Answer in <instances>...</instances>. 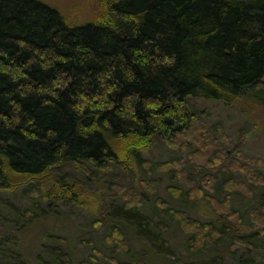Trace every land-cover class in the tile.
Wrapping results in <instances>:
<instances>
[{
    "label": "trees",
    "instance_id": "obj_1",
    "mask_svg": "<svg viewBox=\"0 0 264 264\" xmlns=\"http://www.w3.org/2000/svg\"><path fill=\"white\" fill-rule=\"evenodd\" d=\"M99 4L93 20L71 25L61 11L41 0H0V191L23 188L31 200L25 208L8 207L16 221L33 217L41 200L48 204L43 207L47 213L61 204L82 203L97 170L109 172L130 157L143 172L170 175L179 184L170 187L174 199L187 193L192 200L194 189L203 195L199 182L187 173L196 168L190 158L181 161V168L191 187L174 171L178 165L145 160L141 150L157 137L176 145L190 133H203L191 98L230 102L264 83V0ZM206 145L193 155L205 158L210 151ZM233 163L224 167L252 177L250 193L239 192L253 199L256 189L264 187V162L241 157ZM76 173L84 181L75 179ZM232 182L230 178L225 185L229 192ZM156 188L154 180L145 179L134 199L119 197L124 210H138L140 199L158 196ZM212 198L223 227L193 220L188 211L162 199L156 205L166 209L196 250L226 234H232L231 249L237 254L251 245L245 235L264 246V194L248 221L230 201ZM101 209L103 222L113 226L110 243L127 252L123 228L108 204ZM135 219L145 230L154 223L142 214ZM239 226L248 227L249 233ZM9 244H0V264H14L6 260L22 252ZM47 249V264H56L57 258L72 264L63 249Z\"/></svg>",
    "mask_w": 264,
    "mask_h": 264
},
{
    "label": "rangeland",
    "instance_id": "obj_2",
    "mask_svg": "<svg viewBox=\"0 0 264 264\" xmlns=\"http://www.w3.org/2000/svg\"><path fill=\"white\" fill-rule=\"evenodd\" d=\"M41 1L61 11L71 25H83L93 20L100 11V0ZM190 103L202 123L200 129L203 133L197 135L195 132V138L190 133L187 139L176 145L157 137L141 153L142 158L148 161L178 165L174 166L177 169L174 171L188 186L190 177L182 174L181 167L185 162L181 161L190 158L196 168L193 169L195 172L187 173L199 182L197 184L203 188V195L200 189H194L192 200H188L187 193L174 199L170 187L179 184L172 181L168 174L143 172L132 157L124 165H114L109 172L97 170L94 180L86 184L89 193L82 203L61 204L47 213L43 207L48 204L41 200V208L31 218L16 221L14 213L8 209L11 204L20 208L29 206L31 200L24 195L23 188L18 191H0V244L9 241L10 246L19 247L22 251L6 261L14 264H47L50 251L47 248L57 247L70 254L72 264H122L130 261L137 264H263L264 246L259 239L249 235L243 237L250 238L248 241L251 245L238 254L231 249L232 234H226L215 243L206 242L199 250L190 247L188 235L156 202L162 199L174 208L188 211V217L193 220L223 227L209 199L213 197L218 202L230 201L233 209L245 217L244 221L249 220L251 210L262 204L264 187L256 189L253 199L245 198L240 192L250 193L252 177L248 178L245 172L229 171L227 168L241 157L264 162V83L230 102L191 98ZM204 142L209 144L206 146H209L210 151L205 154V158L194 156V151ZM196 155L201 153L197 152ZM224 165H228L227 168ZM249 171L254 177L255 171ZM256 174L260 175V171L257 170ZM262 174L264 177V170ZM81 176L76 173L74 178L83 180ZM230 178L233 182L229 189L233 192L225 188ZM145 179L154 180L158 196L153 195L150 200L140 199L142 204L138 210H124L125 201L128 202V197H136L135 191L142 188ZM201 180L207 181L200 183ZM104 203L108 204L110 215L123 228L124 239H127L130 247L127 252H121L117 244L109 241L113 226H107L102 220L101 206ZM141 214L154 219L153 225L147 226V230L135 219ZM238 229L247 232L249 228L239 226ZM56 264L63 263L57 258Z\"/></svg>",
    "mask_w": 264,
    "mask_h": 264
}]
</instances>
